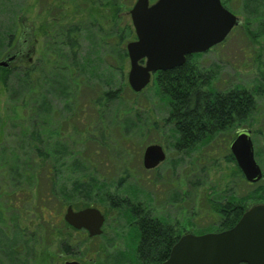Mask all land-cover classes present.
<instances>
[{
    "label": "rangeland",
    "instance_id": "374dc122",
    "mask_svg": "<svg viewBox=\"0 0 264 264\" xmlns=\"http://www.w3.org/2000/svg\"><path fill=\"white\" fill-rule=\"evenodd\" d=\"M136 2L0 0V62L13 58L0 66L12 72L6 87L0 82V264H139L140 232L130 205L143 203L180 235H203L220 222L214 200L235 195L264 203V179L247 183L225 158L235 134L249 130L264 172V0H221L241 25L222 45L194 56L216 91L252 92L254 113L226 138L185 152L175 149L179 134L167 122L169 102L155 76L141 95L128 84ZM72 25L80 28V50L70 76L62 38ZM33 64L41 78L31 94L17 73ZM109 90L120 98L103 107L96 100ZM34 129L44 135L46 162L31 144ZM153 144L164 148L167 160L146 170L144 152ZM68 206L99 208L103 235L92 239L70 229Z\"/></svg>",
    "mask_w": 264,
    "mask_h": 264
},
{
    "label": "water",
    "instance_id": "95a60500",
    "mask_svg": "<svg viewBox=\"0 0 264 264\" xmlns=\"http://www.w3.org/2000/svg\"><path fill=\"white\" fill-rule=\"evenodd\" d=\"M130 15L137 41L127 44L128 84L135 93L143 92L154 74L182 67L188 55L204 53L221 44L240 24L221 0H159L153 5L149 0H138ZM0 66L7 68L9 63L0 62ZM230 150L248 183L263 179L250 131L240 132ZM165 160L162 146L153 144L145 149L146 170L156 169ZM65 221L97 237L103 233L105 216L97 208L75 212L69 206ZM162 264H264V204L250 206L229 230L183 235Z\"/></svg>",
    "mask_w": 264,
    "mask_h": 264
},
{
    "label": "trees",
    "instance_id": "16d2710c",
    "mask_svg": "<svg viewBox=\"0 0 264 264\" xmlns=\"http://www.w3.org/2000/svg\"><path fill=\"white\" fill-rule=\"evenodd\" d=\"M63 31L62 42L68 48L71 60L70 69L67 68L69 69L68 74L73 76L79 67V29L76 26H68L64 27ZM194 60L195 57L190 56L183 67L157 73L153 82L169 102L170 115L167 122L173 125L179 134V139L175 144L178 152L192 151L218 138H226L236 129L245 126L256 108L254 95L250 91L237 87L227 93L216 91L211 75L201 70ZM48 61L51 63L54 58L50 56ZM39 72V68L33 64L21 73H17V75H22V83L29 88L27 90L31 94H34L40 85ZM11 74V71L0 68V82L5 87ZM34 84L37 87L33 89ZM119 98V91L109 90L102 92L96 101L106 107L108 103ZM30 139L38 161H48V154L43 148L44 135L34 129L30 133ZM225 158L229 162L236 163L231 153ZM53 169L56 168L53 167ZM236 176L245 180L239 168ZM92 190L95 189L90 187L89 191ZM98 193L105 194L106 192ZM245 200L246 198L237 199L235 195L225 198L224 201L214 200V204H211L213 216L219 218L220 222L213 231L222 232L233 228L251 205ZM261 201L264 202V196ZM48 217L52 219L53 215L48 214ZM138 217L140 241L136 255L139 264H162L169 258L171 249L180 234L171 226H163L158 219L150 221V216L144 214ZM65 253H70V251L66 250Z\"/></svg>",
    "mask_w": 264,
    "mask_h": 264
},
{
    "label": "flooded vegetation",
    "instance_id": "af4514ba",
    "mask_svg": "<svg viewBox=\"0 0 264 264\" xmlns=\"http://www.w3.org/2000/svg\"><path fill=\"white\" fill-rule=\"evenodd\" d=\"M150 3L151 4H153V3H155V2H151V0H150ZM72 26H74V25H72ZM76 27H78V26H76ZM78 29H79V34H80V28L78 27ZM78 42H79V37H78ZM79 46H80V44H79ZM9 59H11V58H9ZM8 61V60H7ZM119 207V206H118ZM130 208H131V211H130V213L132 214V217L134 218V222H135V225L137 226V223H138V216L139 215H141V214H144V215H148V216H150L149 217V219H150V221H153L154 219H158V220H160L158 217H155L154 215H153V213H152V211H151V209H149V208H147L143 203H138V204H136V205H130ZM77 212V211H76ZM161 221V220H160ZM162 223H163V226H169L167 223H165V222H163V221H161ZM106 224V223H105ZM165 224V225H164ZM69 226V225H68ZM105 227V226H104ZM138 227V226H137ZM69 228L70 229H72V230H75L74 228H72L71 226H69ZM138 229H139V227H138ZM103 230H104V228H103ZM75 231H77V232H85L86 234H87V236H88V233L85 231V230H75ZM182 235V234H181ZM96 238H98V237H96ZM92 239H94V238H92ZM175 245V244H174ZM76 261H78V260H76ZM78 262H80V261H78ZM81 263V262H80ZM81 264H83V263H81Z\"/></svg>",
    "mask_w": 264,
    "mask_h": 264
}]
</instances>
